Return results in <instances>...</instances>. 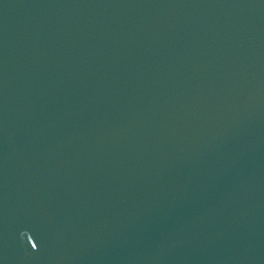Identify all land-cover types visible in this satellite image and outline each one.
I'll list each match as a JSON object with an SVG mask.
<instances>
[{"label":"water","instance_id":"95a60500","mask_svg":"<svg viewBox=\"0 0 264 264\" xmlns=\"http://www.w3.org/2000/svg\"><path fill=\"white\" fill-rule=\"evenodd\" d=\"M0 264H264V0H0Z\"/></svg>","mask_w":264,"mask_h":264}]
</instances>
